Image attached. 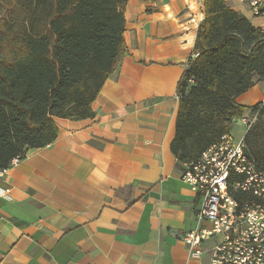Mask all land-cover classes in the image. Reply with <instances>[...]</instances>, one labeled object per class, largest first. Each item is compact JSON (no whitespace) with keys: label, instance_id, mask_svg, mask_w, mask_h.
Segmentation results:
<instances>
[{"label":"crops","instance_id":"obj_1","mask_svg":"<svg viewBox=\"0 0 264 264\" xmlns=\"http://www.w3.org/2000/svg\"><path fill=\"white\" fill-rule=\"evenodd\" d=\"M204 1L128 0L127 53L92 104L95 117L57 118L56 141L0 179L12 198H0V264L207 262L183 239L200 197L171 151ZM226 2L264 29L239 0ZM263 96L260 82L237 101L253 107Z\"/></svg>","mask_w":264,"mask_h":264},{"label":"trees","instance_id":"obj_2","mask_svg":"<svg viewBox=\"0 0 264 264\" xmlns=\"http://www.w3.org/2000/svg\"><path fill=\"white\" fill-rule=\"evenodd\" d=\"M0 170L58 138L56 119H92V104L127 53L128 0H0ZM205 19L178 87L171 151L179 167L230 134L246 111L258 122L248 154L264 170V102L238 99L264 82V32L226 0H205ZM239 198V196H237Z\"/></svg>","mask_w":264,"mask_h":264},{"label":"built area","instance_id":"obj_3","mask_svg":"<svg viewBox=\"0 0 264 264\" xmlns=\"http://www.w3.org/2000/svg\"><path fill=\"white\" fill-rule=\"evenodd\" d=\"M239 2L252 18L264 19V0ZM262 107L238 119L245 129L240 141L225 135L196 162L184 164L182 181L200 197V205L195 228L183 239L190 257L206 256L205 264H264V170L249 156L246 142ZM21 161L16 157L1 169L0 179ZM0 198L11 200V189L0 188Z\"/></svg>","mask_w":264,"mask_h":264},{"label":"rangeland","instance_id":"obj_4","mask_svg":"<svg viewBox=\"0 0 264 264\" xmlns=\"http://www.w3.org/2000/svg\"><path fill=\"white\" fill-rule=\"evenodd\" d=\"M0 16H5V8L3 5L0 4ZM264 97V96H263ZM260 98V100H258L256 103H259V102H263L264 101V98ZM251 112L250 111H246L245 114L243 115V117H250L251 115ZM239 119V118H238ZM238 119L236 118L232 125H231V132H230V135L238 142L240 141L243 136H244V128L243 126L238 122ZM254 128V127H253ZM252 128V129H253ZM251 129V130H252Z\"/></svg>","mask_w":264,"mask_h":264}]
</instances>
